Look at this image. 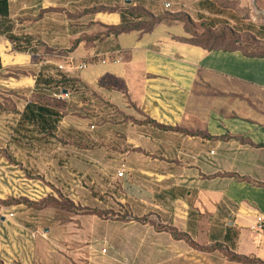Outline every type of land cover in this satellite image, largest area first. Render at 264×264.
Wrapping results in <instances>:
<instances>
[{
  "label": "crops",
  "instance_id": "0c3cea01",
  "mask_svg": "<svg viewBox=\"0 0 264 264\" xmlns=\"http://www.w3.org/2000/svg\"><path fill=\"white\" fill-rule=\"evenodd\" d=\"M24 2L0 13V264H76L62 209L39 205L62 198L68 150L80 207L106 212L132 264H264V234L249 230L264 216V30L234 31L243 49L145 0H76L72 14L42 1L36 16ZM248 8L235 17H264V0Z\"/></svg>",
  "mask_w": 264,
  "mask_h": 264
},
{
  "label": "rangeland",
  "instance_id": "374dc122",
  "mask_svg": "<svg viewBox=\"0 0 264 264\" xmlns=\"http://www.w3.org/2000/svg\"><path fill=\"white\" fill-rule=\"evenodd\" d=\"M24 1L25 0H22V3L26 4ZM42 1L64 6V9L71 12V14L76 11V0H33L35 5L33 10H35V13L32 16L37 15ZM242 2L246 4V7H242V10H247L250 0H244ZM165 3L170 4L167 9L163 6ZM119 4L123 5L121 0H119ZM149 4L153 8H157L160 12H163L162 14H166V16L169 15V12L175 11L178 12V15L176 14L177 16H184L182 12L190 13L194 16L195 20L193 24L195 36H200L203 40H207L206 35H208V38L214 35L223 36L222 38L226 40V47H229V43L227 42L229 34L234 33L236 30L243 34L246 39L249 37V32H256L259 34V31L261 32L264 30V28H260V23L263 19L256 16L252 19L251 23L239 20L235 17L238 8H232L230 6H225V8H223V13H219L218 17H216V11H218V9L215 7V3L211 8H203L197 3H192L190 0H145L144 6L146 7ZM137 12L138 15H142L144 10L138 9ZM199 16L208 19L206 21H199ZM147 19L148 18L145 17V20ZM218 25H220L219 29L216 28ZM221 30L225 32H220ZM260 35L261 34H259V37H261ZM207 41L211 45L216 44L215 41ZM36 43V41H33L28 47L37 48ZM71 152L72 150L65 151L64 153L57 152L59 156L57 161L62 165L65 164L68 170L67 173H62L67 178L61 184H57L62 197L57 201V205L62 208V210L58 211L57 215V230L59 231V240L61 243L59 246L64 245L67 251L80 255V257L76 256V264H84L85 261H88V264H132L128 261L127 256L121 253L120 247L115 248V245L112 243L111 240H116L117 236H119V230L112 224L104 221V219L108 217L106 216V212L98 216L100 217L99 219L96 216L89 215L87 208L80 207V204H84V200L78 197L76 193V182L78 183L79 175L76 174V161L71 158L73 155ZM68 162L71 163L72 166H69ZM69 174L71 177L67 176ZM81 185L83 187L89 186V184L84 183H81ZM97 196L99 197L98 200L104 203H111L110 206H112L111 201L105 200V195ZM79 201L81 202L79 203ZM92 205L94 206L95 203L93 202ZM50 216L52 215L49 214L48 217L44 216V218H50ZM41 234L42 230L33 236L34 238L37 237L35 241L39 240L38 237H41ZM91 247L96 250L95 254L90 253L89 248ZM101 250H103L104 253H100ZM88 257L90 260H88Z\"/></svg>",
  "mask_w": 264,
  "mask_h": 264
},
{
  "label": "trees",
  "instance_id": "16d2710c",
  "mask_svg": "<svg viewBox=\"0 0 264 264\" xmlns=\"http://www.w3.org/2000/svg\"><path fill=\"white\" fill-rule=\"evenodd\" d=\"M5 1L6 0H0V13L2 12V10L4 9V6H5ZM217 0H213V3H212V6H214V3H216ZM225 3L221 6L223 8H225V6H230L232 8H235V6L233 5V1H230V0H225L224 1ZM258 4H259V1H258ZM257 4V5H258ZM261 7L260 6H257V9L259 10ZM243 8H238V11L237 13H239V15H241L242 17H246V19L248 20L249 19V11L250 9L248 8L247 10H242ZM133 14H138L137 11H134V12H131ZM141 15V14H140ZM142 15H144L145 17H149L146 13H142ZM256 16L254 15L253 18H255ZM260 17L261 19H263V21L260 23L261 27L264 26V17H261V16H258ZM182 19H185V18H182ZM151 22L152 23H155L157 21H159L160 19H153V18H150ZM260 27V28H261ZM124 28H118L115 32H120V31H123ZM220 32H225L224 30H221ZM228 33V32H227ZM209 34V33H208ZM229 34V33H228ZM207 37V40H211V41H215L217 42L218 40H221L223 39L222 37L223 36H211V38H208V35H206ZM206 40V41H207ZM228 43L231 44V45H238V47L240 48H243V49H252V48H249L248 44H238L237 43V37L234 35V33L232 34H229V37L227 39ZM253 50V49H252ZM65 84V82H61V85L63 86ZM27 205H30V204H27ZM40 206H44V205H47V206H51V207H55V208H58V209H62L60 208L58 205H57V202L55 200H51V199H48V200H43L40 204ZM90 215H96V216H101L100 214L96 213V212H89ZM238 262H243V263H247L248 261L246 260H242V259H238L237 260Z\"/></svg>",
  "mask_w": 264,
  "mask_h": 264
},
{
  "label": "built area",
  "instance_id": "2783aa9c",
  "mask_svg": "<svg viewBox=\"0 0 264 264\" xmlns=\"http://www.w3.org/2000/svg\"><path fill=\"white\" fill-rule=\"evenodd\" d=\"M169 6H170L169 4H164V8L165 9H167ZM99 63L100 64H105V63H108V60H99ZM69 64H71V62ZM85 66H86L85 63L84 64H80V65L77 66V69H79V70L84 69ZM70 68L71 67L69 66V69ZM57 69L59 71L65 70L64 67H62V66H58ZM118 176L120 177L121 173L118 174ZM249 230L252 231V232L259 233V234H264V216L257 215L255 220H254V222L249 226ZM100 253H104L103 250H101Z\"/></svg>",
  "mask_w": 264,
  "mask_h": 264
}]
</instances>
